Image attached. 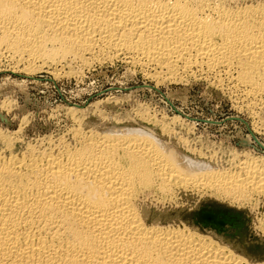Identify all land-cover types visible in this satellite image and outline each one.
I'll return each mask as SVG.
<instances>
[{"label": "bare ground", "instance_id": "1", "mask_svg": "<svg viewBox=\"0 0 264 264\" xmlns=\"http://www.w3.org/2000/svg\"><path fill=\"white\" fill-rule=\"evenodd\" d=\"M5 55L30 74L121 58L156 81L212 80L253 111L264 103V0H0ZM95 133L0 155V264H264L238 239L230 247L184 219H149L154 200L176 190L231 203L263 196L262 160L217 171L149 131ZM257 224L264 232V219Z\"/></svg>", "mask_w": 264, "mask_h": 264}, {"label": "rangeland", "instance_id": "2", "mask_svg": "<svg viewBox=\"0 0 264 264\" xmlns=\"http://www.w3.org/2000/svg\"><path fill=\"white\" fill-rule=\"evenodd\" d=\"M10 61L6 55L0 57V155H7L10 145L14 153H22L28 145L44 150L60 142L72 144L79 132L136 129L152 132L179 157L217 171L237 172L239 163L262 160L264 172V150L252 139L253 135L264 147V103L251 111L248 101L236 99L233 93L231 97L228 89L210 84L212 80L187 76L177 82L156 81L121 58L87 65L68 59L31 74L24 65L15 68ZM189 193L176 190L166 202L154 200L149 219L177 224L182 219L180 212L213 201L245 211L249 232L264 246V232L256 227L264 219V195L231 203L206 191ZM219 233L234 247L237 236L231 235L232 230Z\"/></svg>", "mask_w": 264, "mask_h": 264}, {"label": "water", "instance_id": "3", "mask_svg": "<svg viewBox=\"0 0 264 264\" xmlns=\"http://www.w3.org/2000/svg\"><path fill=\"white\" fill-rule=\"evenodd\" d=\"M240 214L242 216H240ZM180 215L182 219L192 222L194 225L213 229L216 234H220L217 231L221 232L224 226H229L232 230L231 235L237 236V239L243 244L242 246L246 254L252 255V251L264 253V246L259 247V245L255 244V242L258 241H255L254 237H252L249 232L247 226L249 220L248 217H246L245 211L236 210L213 201H208L202 203L197 210L180 212ZM254 244L257 246L254 247ZM257 248L259 250H257Z\"/></svg>", "mask_w": 264, "mask_h": 264}]
</instances>
